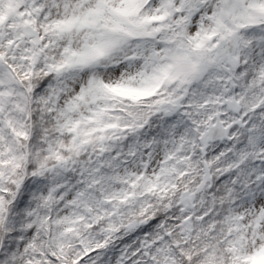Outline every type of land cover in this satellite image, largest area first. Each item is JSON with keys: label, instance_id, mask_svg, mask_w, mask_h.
<instances>
[{"label": "rangeland", "instance_id": "rangeland-1", "mask_svg": "<svg viewBox=\"0 0 264 264\" xmlns=\"http://www.w3.org/2000/svg\"><path fill=\"white\" fill-rule=\"evenodd\" d=\"M0 43V142L8 156L26 161L29 151L21 141L30 132L28 91L7 60L30 74L53 72L40 98L51 107L57 128L72 131L75 150L95 154L81 177L72 180L70 168L53 167L41 179L20 183L11 203L0 197V237L9 235L0 240L3 264H28L29 253L39 243L45 248V241L57 249L77 238L88 253L106 230L102 226L95 235L86 226L108 220L129 185L167 179L175 167L181 169L190 149L202 148L198 138L217 113L235 136L244 116L228 108L230 100L247 114L264 103V0H0ZM247 71L250 86L242 85ZM194 72L198 76L191 80ZM167 100L180 106L170 115L161 108ZM232 136L206 150L223 154L225 161L215 165L227 175L246 162L243 155H226L234 149L230 141L238 143ZM248 141L259 155L245 174L225 179V207L212 213L213 203L196 195L194 185L178 199L185 198V236L208 223L229 236L237 256L253 260L264 255V131ZM198 180L206 185L208 178ZM187 197L192 206L184 208ZM143 242L148 257L157 251ZM130 251L107 249L99 263L134 264Z\"/></svg>", "mask_w": 264, "mask_h": 264}, {"label": "trees", "instance_id": "trees-1", "mask_svg": "<svg viewBox=\"0 0 264 264\" xmlns=\"http://www.w3.org/2000/svg\"><path fill=\"white\" fill-rule=\"evenodd\" d=\"M50 34L51 37L48 39L52 42L54 34ZM45 54L46 52L40 56L41 60L45 59ZM50 54L53 55L55 52H47V55ZM7 63L13 68L14 75L19 78L16 80L25 91H28L26 98L29 100V108L26 109L25 130L30 132L29 138L21 141L23 147L27 146L29 151L26 161L23 157L18 161L12 160L4 151L2 141L0 142V188L3 189L0 197L2 201L9 204L13 200L14 192L20 183L25 185L33 178L41 179V174L51 173L53 167L57 169L59 167L62 169L70 168L68 172L71 171L72 180L77 175L81 177L95 154L92 150L81 153L75 150L72 131L69 129L60 131L57 128V120L51 107L47 105L44 99L40 98L49 81L53 80V72L50 70L37 72L36 70L35 73L30 74L25 71V67L15 66L11 64L10 60H7ZM245 75L242 85H248L252 78L249 71ZM224 77L228 82L230 76L224 75ZM230 85V89L235 92L234 82L232 81ZM147 101L149 100L147 99ZM208 102H212L211 99ZM186 110L189 115L197 113L196 111L191 113V109ZM29 112L30 119H28ZM241 113L244 114V123L235 125L233 129L238 143L234 146L235 140H231L230 144L233 145L234 149L226 155H243L246 158L244 166L234 169L228 175L223 173L222 167H217L215 162L217 160L225 161V157L215 153L218 152V149L207 151L205 156H202L197 142L198 147L190 149V153L186 157L188 159H185L181 169L175 167L167 179L158 177V179H162L159 183L157 182L158 179L148 181L145 178L140 180L139 185L133 182L124 195V203L111 209L110 213L107 214L108 220L105 221L104 219V222L102 220L95 225L86 226L85 230L93 232L95 235L102 226L106 230L102 242L88 253L83 248L82 243L77 242V238L73 240V244H64L57 249L48 247L45 241L42 245H45V248H40L41 244L39 243L35 252L29 253L28 264H100V255L104 251L106 252L110 248L122 249L124 246L131 250L127 257L128 260L134 258V264H264V255L253 260H245L237 256L236 249H232L233 245L229 244V236L221 232L219 228L211 227L208 223L205 227L200 226L191 237L185 236L182 232L184 215L182 216L179 195L190 185H194L193 192L196 195L213 203L211 212L214 213L216 210L225 207L228 202L225 199V179L234 180L239 177L240 172L245 174L248 167L259 155L254 148L250 147L251 142L248 141V138L264 131V103L252 113L247 114L245 109H241L239 116ZM168 117L162 116V119ZM198 118L202 119L201 123L206 124L207 121L203 122L206 118L204 115H200ZM258 123L261 127H259L260 131L256 132L255 128ZM250 127L252 133H248ZM195 144L193 142L192 146ZM47 145H50L51 148L47 149ZM50 149H53L52 155L49 153ZM203 175L208 178L206 185L200 184L198 180ZM164 180H167L171 187H165L167 183ZM19 197L23 199L25 194L20 192ZM2 214L3 212L0 216ZM131 222L135 223L134 229L130 226ZM197 222L198 220L194 219V223ZM84 234L85 231L83 230L81 235ZM7 238L9 235L5 236L3 233L0 240ZM143 241H147L148 246H153L157 251L152 250L153 252L149 253L150 256L148 257ZM0 246V264H3L4 253L1 251L3 245ZM153 253L155 256H152Z\"/></svg>", "mask_w": 264, "mask_h": 264}, {"label": "water", "instance_id": "water-1", "mask_svg": "<svg viewBox=\"0 0 264 264\" xmlns=\"http://www.w3.org/2000/svg\"><path fill=\"white\" fill-rule=\"evenodd\" d=\"M236 66H237V61L236 59H233L232 67L236 68ZM197 76H198V72H194L192 80L196 79ZM203 106H206V104H203ZM161 108L163 109L165 115H170L179 109V104L178 102L167 100L161 103ZM228 108L231 109L233 112L239 111V105L235 100H230L228 102ZM231 127L232 124L223 126L222 121L220 119V115L218 114L215 118L214 123L210 125L207 128L206 132L198 138L199 142L202 143V148H201L202 155L205 154L209 143H215L217 141H222L228 138ZM184 200L185 198L181 199L180 203H184ZM186 202L187 203L184 205V208H188L192 206V199L190 197H187Z\"/></svg>", "mask_w": 264, "mask_h": 264}, {"label": "bare ground", "instance_id": "bare-ground-1", "mask_svg": "<svg viewBox=\"0 0 264 264\" xmlns=\"http://www.w3.org/2000/svg\"><path fill=\"white\" fill-rule=\"evenodd\" d=\"M214 150H215V149H214ZM216 150H217V149H216ZM216 150H215V151H216ZM215 153H217V152H215Z\"/></svg>", "mask_w": 264, "mask_h": 264}]
</instances>
